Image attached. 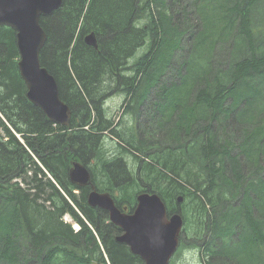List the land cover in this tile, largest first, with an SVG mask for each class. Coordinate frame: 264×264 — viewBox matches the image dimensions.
<instances>
[{
	"label": "trees",
	"instance_id": "trees-1",
	"mask_svg": "<svg viewBox=\"0 0 264 264\" xmlns=\"http://www.w3.org/2000/svg\"><path fill=\"white\" fill-rule=\"evenodd\" d=\"M181 1L64 0L60 10L41 18L48 36L41 63L55 77L61 99L72 110L70 128L54 125L28 100L18 66L16 32L0 27L4 133L0 134V264H143L117 241L122 231L110 222L108 213L88 204L90 189L70 182L73 161L85 164L96 189L110 193L127 212L135 209L143 192L158 194L169 215L180 211L179 197L197 198L195 210L232 207L229 199L235 196L226 188L234 182L225 173L226 166L231 165L237 184L245 177L232 154V143L219 137V127L223 133L225 122L235 121L236 116L246 118L236 119L243 125L258 122L253 131L247 130L241 149L249 160L254 154L264 155V39L252 23L253 11L263 0H199L194 12H200V21L191 24L192 19L184 17L185 29L181 17L188 16L189 8L174 10ZM91 33L97 36V49L85 42ZM187 35L188 56L175 67L174 56L183 51ZM254 37L259 40L258 53L251 52ZM217 43H229L230 64L228 70L218 65L219 73L211 79ZM147 46V52L134 59ZM169 69L175 75L167 83L163 76ZM258 75L263 82L254 81ZM153 90L159 95L157 124L165 129L162 136L171 139L163 148L137 127L129 137L119 133L104 108L105 100L119 93L126 96L128 114ZM164 108L171 110L169 116ZM239 108L244 116L236 114ZM106 135L116 138L124 153L134 155L135 169L124 153L105 155ZM195 165L204 171V178L188 171ZM249 186L256 195L261 193L254 181ZM240 206L248 210L249 225L242 232H251V227L262 241L263 226L254 211L258 204L249 191ZM66 215L79 225L78 231L64 220ZM225 218V214L209 217L207 230L216 232ZM198 223L195 239L201 240L204 227L202 221ZM195 239L189 245L194 249ZM213 242L202 244L211 258L206 264H228Z\"/></svg>",
	"mask_w": 264,
	"mask_h": 264
},
{
	"label": "rangeland",
	"instance_id": "rangeland-1",
	"mask_svg": "<svg viewBox=\"0 0 264 264\" xmlns=\"http://www.w3.org/2000/svg\"><path fill=\"white\" fill-rule=\"evenodd\" d=\"M223 1V0H222ZM225 1V0H224ZM223 1V2H224ZM195 2H199V0H182L178 6L174 7V10H181L183 7L189 8L190 11L193 12V14H190V11L187 14L188 16H184L182 20L183 26L182 29L188 28L186 25V18L190 17L192 19L191 24L197 23V21H200L201 14L200 12H194ZM202 2V1H201ZM200 4H203L201 3ZM209 3V2H208ZM178 13V12H177ZM184 17H186L184 19ZM217 22V21H216ZM254 31L256 34L262 35L264 39V0L260 3H258V6L253 11V20H252ZM218 36L219 33H216ZM254 44L255 48L251 50V52L258 53V47H259V40L254 37ZM224 42V40H223ZM222 42V43H223ZM217 43L215 46V50L213 51V58H214V68L211 69L212 77L213 79L218 73L217 66L220 65L221 69L228 70L229 64H230V57L228 54V51H230V45L229 43ZM183 51L176 52V55L173 59V66L178 67L180 66L181 60L183 61L184 57L188 56V49L191 46V44L188 42V35L184 37L183 44H182ZM148 47L141 48L138 50L136 56L134 59L140 57L144 53L147 52ZM225 48V49H223ZM238 50H240V46H237ZM264 48L263 46L261 47ZM228 53V54H227ZM167 76H163V80L168 83L170 82V78H173L175 75L174 72L170 71V69L167 71ZM263 77H260L259 75L256 76V79L254 81L263 82ZM264 80V79H263ZM263 86V84H262ZM264 87V86H263ZM154 91V92H153ZM149 97L145 98L144 100H141V103L139 106H135V109H132L128 114L124 113V108L126 103V96L123 94H112L110 95L106 100L104 104L105 112L109 118L113 120L115 123V126H117L118 132L125 133L126 136H130L133 132V128L137 127L140 132L143 134L144 132L148 131V134L145 136L146 138H149L150 140H153L156 146H160L161 148L167 146L169 143V140H171L169 137H166V139L162 136V133L164 132L163 128H161L157 122L159 120V117L161 116V113L159 109H157V99L159 98V95H156V91L153 90ZM258 99V98H257ZM262 99L264 100V97L262 96ZM128 103H131V100L128 101ZM134 103V102H133ZM137 107V108H136ZM242 107V106H241ZM134 108V107H132ZM158 110V111H157ZM166 114L169 116L171 110L166 111L167 109H162ZM196 113V112H194ZM237 115L244 116V111L242 108L237 109L236 111ZM252 115V114H251ZM2 117L3 115L0 114ZM137 117V118H136ZM261 117H264V114H262ZM237 120H245L246 118H241L236 116ZM235 119V121L232 122H225L224 126L225 130L222 133V127H219V137L222 140H228L232 143V154H234L236 157V160L241 164L242 167V174L245 177V180L240 182V184L236 183V180L232 174L231 165L226 166L225 173L227 176H229V180L233 183L232 187L229 186L226 189L229 190L228 193H233V196L235 199H229V202L231 201V204L238 205L228 208L227 210H222L226 206L221 207V210H211L208 208L206 211L202 210H195V207L197 204H199V201L197 198H183L182 202H177V210H180L183 217L185 218V212H186V218H185V225L184 230L180 239V246L176 252V254L173 257V264H206V262L211 261V258L207 253H205V246H202L204 243L213 242L214 247H219L220 253L224 257H220L222 262L226 261L228 264H264V155L258 156V154L252 155L250 160L248 157L243 155L241 144H243V140L245 139V135H248L247 130L253 131L256 127V124L258 125V122L252 121L249 125L245 123L243 125L241 122H238ZM166 128V127H165ZM167 129V128H166ZM162 132V133H161ZM0 134L3 133V128L0 126ZM144 136V135H143ZM18 137H20L18 135ZM148 139V140H149ZM160 142V143H159ZM160 144V145H159ZM121 143L116 139L112 138L110 135H106L104 143H103V150L105 152V155H107L109 158L115 157L118 154L124 153L122 150ZM254 146V145H252ZM149 149V147H148ZM147 149V150H148ZM132 151V150H131ZM154 151H151L153 153ZM125 159L129 163V167L131 169H135L137 167L136 159L132 153H124ZM144 159V158H143ZM151 159V158H150ZM196 163H198V160L196 159ZM196 166V165H195ZM193 166L191 168H187L188 171H192L196 174H199L200 177L204 178L205 173L201 172V170H198L199 168L196 166ZM198 168V169H197ZM259 173V175H258ZM258 175L259 177L255 176ZM222 177V176H221ZM98 178H100V175H98ZM225 178V177H224ZM219 182L224 181L221 178L218 179ZM262 180V182H260ZM168 181V180H167ZM255 182L256 183V189H258L261 193L256 195V193L251 191V188L249 186V183ZM222 184V183H221ZM224 185V184H223ZM260 188L263 189L260 190ZM250 192V195L256 200L258 207L254 210L255 216L258 219H261V223L263 226V237L262 241L259 240V237L254 236V233H252V229L250 227L251 232L245 231L242 232V228L245 224H248V210H245L244 207L240 206L243 196L246 192ZM77 196H80L78 191H75ZM198 197L201 196L198 194ZM180 198V197H179ZM229 204V203H228ZM185 211V212H184ZM202 211L203 214L200 212ZM215 212H218L217 214ZM222 214H225V219L219 224V227H217L216 232H211L210 230H207L206 228V222L208 221V218H219ZM64 220L71 223L74 227V229L79 225L72 219L70 215H66L64 217ZM199 221H202L204 230L201 232V240L195 239V233L198 230L197 224ZM187 223V226H186ZM187 229V234L185 230ZM204 231V233H203ZM215 233L220 236L216 237ZM185 236V238H184ZM184 238V239H183ZM221 238V239H220ZM194 239L198 243V247L194 249L193 247L189 246L190 243L194 241ZM183 240L184 247L181 246V242ZM204 250V253L202 252ZM204 257V260H203ZM31 264H37V262H32Z\"/></svg>",
	"mask_w": 264,
	"mask_h": 264
},
{
	"label": "water",
	"instance_id": "water-1",
	"mask_svg": "<svg viewBox=\"0 0 264 264\" xmlns=\"http://www.w3.org/2000/svg\"><path fill=\"white\" fill-rule=\"evenodd\" d=\"M64 0H0V27L15 30L20 54L19 71L27 87V98L54 125L71 127L72 110L61 99L55 77L42 66L41 52L48 36L41 18L60 10ZM88 46L98 48L95 33L85 37ZM70 182L77 187H90L88 204L108 213L110 222L122 234L117 241L126 244L143 264H170L179 246L184 218L179 211L169 215L166 204L156 193L143 192L137 196L132 212L120 209L110 193L99 192L89 168L77 161L69 171ZM179 202L183 198L178 199Z\"/></svg>",
	"mask_w": 264,
	"mask_h": 264
},
{
	"label": "built area",
	"instance_id": "built-area-1",
	"mask_svg": "<svg viewBox=\"0 0 264 264\" xmlns=\"http://www.w3.org/2000/svg\"><path fill=\"white\" fill-rule=\"evenodd\" d=\"M75 229L78 231L80 229V227L77 226Z\"/></svg>",
	"mask_w": 264,
	"mask_h": 264
},
{
	"label": "flooded vegetation",
	"instance_id": "flooded-vegetation-1",
	"mask_svg": "<svg viewBox=\"0 0 264 264\" xmlns=\"http://www.w3.org/2000/svg\"><path fill=\"white\" fill-rule=\"evenodd\" d=\"M88 188H89V189H90V191H91V188H90V187H88ZM90 191H89V192H90ZM126 210H127V209H126ZM181 214H182V213H181ZM182 216H183V215H182ZM184 223H185V221H184ZM184 225H185V224H184Z\"/></svg>",
	"mask_w": 264,
	"mask_h": 264
}]
</instances>
